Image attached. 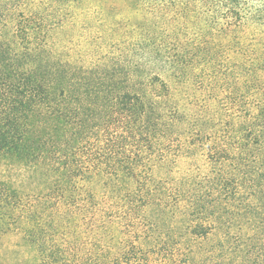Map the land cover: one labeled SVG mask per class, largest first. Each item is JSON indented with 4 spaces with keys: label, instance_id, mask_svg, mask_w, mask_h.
<instances>
[{
    "label": "trees",
    "instance_id": "1",
    "mask_svg": "<svg viewBox=\"0 0 264 264\" xmlns=\"http://www.w3.org/2000/svg\"><path fill=\"white\" fill-rule=\"evenodd\" d=\"M0 264H264V0H0Z\"/></svg>",
    "mask_w": 264,
    "mask_h": 264
},
{
    "label": "rangeland",
    "instance_id": "2",
    "mask_svg": "<svg viewBox=\"0 0 264 264\" xmlns=\"http://www.w3.org/2000/svg\"><path fill=\"white\" fill-rule=\"evenodd\" d=\"M21 10H25V9L23 8ZM70 37H71V34L70 35L69 34H66V35L61 34V35H55L54 39L57 42H61V41H65V40L69 39ZM15 241H16L15 239H8V241H6V242L7 243H15Z\"/></svg>",
    "mask_w": 264,
    "mask_h": 264
}]
</instances>
